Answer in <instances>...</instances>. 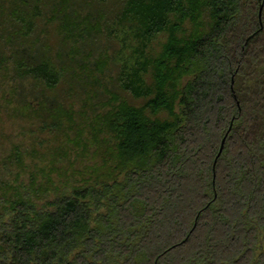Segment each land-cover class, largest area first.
<instances>
[{
  "label": "trees",
  "instance_id": "obj_1",
  "mask_svg": "<svg viewBox=\"0 0 264 264\" xmlns=\"http://www.w3.org/2000/svg\"><path fill=\"white\" fill-rule=\"evenodd\" d=\"M0 13V110L65 83L83 109L9 115L65 120L76 146L90 127L101 157L70 189L45 168L43 183L2 181L0 264H264V0H0ZM7 163L26 171L17 146Z\"/></svg>",
  "mask_w": 264,
  "mask_h": 264
},
{
  "label": "rangeland",
  "instance_id": "obj_2",
  "mask_svg": "<svg viewBox=\"0 0 264 264\" xmlns=\"http://www.w3.org/2000/svg\"><path fill=\"white\" fill-rule=\"evenodd\" d=\"M1 18L0 13V21H3ZM1 84V88L7 92L13 85L10 79H2ZM120 94L135 104L139 103L126 93ZM6 97L10 98L9 93ZM61 98H64L68 108L77 111L83 109L86 100L84 93L75 94V91L71 90L65 91ZM51 102L50 100L49 103ZM3 103L4 107L0 110V185L2 181L13 182L16 178L29 183L32 173L36 174L38 183H43L45 178L40 171L42 168L50 172L48 174L54 183L62 188L70 189L72 186L84 184L87 180L94 181L93 168L101 162V157L95 155L97 145L91 140L90 127L85 126L80 137L81 145L76 146L72 142L77 137V130L71 129L69 122L64 120L57 125L50 122L45 125L38 120L16 119L9 115L13 106ZM93 110L95 113L102 112L101 107ZM15 146L23 154L26 171L22 174L16 164H6V159ZM103 147L106 148L104 145ZM18 173L20 176L17 177Z\"/></svg>",
  "mask_w": 264,
  "mask_h": 264
},
{
  "label": "flooded vegetation",
  "instance_id": "obj_3",
  "mask_svg": "<svg viewBox=\"0 0 264 264\" xmlns=\"http://www.w3.org/2000/svg\"><path fill=\"white\" fill-rule=\"evenodd\" d=\"M24 54H26L27 55V52H24ZM27 57V56H26ZM28 57H33V58H35V56H34V54L33 53H30V54H28ZM28 83V82H27ZM64 86H61V88L60 89H62V90H67L68 88H69V85H65V83L63 84ZM25 86V85H24ZM27 86H31V88L33 87V82H31L30 83V85H27ZM26 86V87H27ZM77 89L78 90H84V88L83 87H81V86H77ZM81 90V91H82ZM63 99L64 98H61V97H55V96H41L40 94H36L35 96H33V97H31L30 95L29 96H27L26 97V100H21V99H13L11 102H12V106L14 107L18 102H21V103H25V102H27V103H29V104H31L32 106H33V109L34 110H37V111H40L41 110V104H44V102H47L48 104H49V106L51 105V106H54V105H58L59 103H64V101H63ZM52 101L51 103H49V101ZM25 120H28V119H25ZM34 120H36V119H34ZM28 121H30V120H28Z\"/></svg>",
  "mask_w": 264,
  "mask_h": 264
},
{
  "label": "water",
  "instance_id": "obj_4",
  "mask_svg": "<svg viewBox=\"0 0 264 264\" xmlns=\"http://www.w3.org/2000/svg\"><path fill=\"white\" fill-rule=\"evenodd\" d=\"M222 150H223V144H222V147H221L220 153L222 152Z\"/></svg>",
  "mask_w": 264,
  "mask_h": 264
}]
</instances>
